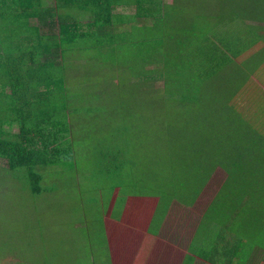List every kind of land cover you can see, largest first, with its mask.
<instances>
[{
    "label": "rangeland",
    "instance_id": "rangeland-1",
    "mask_svg": "<svg viewBox=\"0 0 264 264\" xmlns=\"http://www.w3.org/2000/svg\"><path fill=\"white\" fill-rule=\"evenodd\" d=\"M175 3L170 25L162 20L164 24L156 30L152 24L134 26L136 30L113 39L111 48H90L87 40L64 43L57 87H62L60 94L70 103L64 121L72 148H63L73 158L34 166L41 174L44 191L40 193L29 189L32 179L26 170L0 168V264H122L115 255L124 253L114 243V231L108 233L107 228L120 216L124 190L130 186L136 196L143 195L138 201L133 195L128 202L130 206L134 200L136 210L153 201L151 227H155L171 199L181 202V191L193 197V191L207 180L210 170H196L195 159L186 149L197 144L203 155L221 151L228 140L224 127L255 125V119L249 123V112L264 105V63L253 74L249 67L255 57L251 55L206 80L200 75L183 85L188 79L170 53V33L176 28V36L181 37V0ZM114 11L131 13L134 6H116ZM238 68L246 79L241 95L230 99L237 111L228 107L224 113L221 97ZM5 115L0 111V124ZM212 135L222 144L212 142ZM216 159L225 160V153H216ZM184 187L189 190H181ZM133 209L131 205V217L144 220L146 211L138 210L136 215ZM122 222H131L129 216ZM128 231L125 227L121 233L128 236ZM107 251L112 255L106 257ZM128 251L130 264H139L147 253L142 247Z\"/></svg>",
    "mask_w": 264,
    "mask_h": 264
},
{
    "label": "trees",
    "instance_id": "trees-1",
    "mask_svg": "<svg viewBox=\"0 0 264 264\" xmlns=\"http://www.w3.org/2000/svg\"><path fill=\"white\" fill-rule=\"evenodd\" d=\"M175 2L176 0L173 3L162 0H0V80H25L41 85L40 89L38 86L31 87L33 93L36 91L35 95L31 93L35 100H31L28 95L24 100L20 99L19 103L7 107V116L17 122L19 132L9 140L0 135V159L6 161L11 169L21 168L23 172L26 170V174L32 179L29 182L32 193L44 191L40 184L41 174L34 170V166L73 158L71 151L65 152L63 148L64 145L72 148L70 133L64 121L70 111V103L69 99L60 94L62 87H57L60 78L58 75L63 73L60 65L65 52L64 43L87 40L89 43L85 44L90 48H111L113 39L136 30L135 27L148 28L152 24L155 30L160 29L164 24L162 20L170 25V14L177 8ZM122 5H133L134 11H114L116 6ZM83 18H87L84 24L80 21ZM31 19L35 23H30ZM179 32L181 37L176 36V28L170 33L173 34L170 36V39L173 38L170 53L177 61L176 67L181 66L183 78L188 79L183 85L193 82L200 75L202 80H206L219 69L230 67L237 59L248 60L251 55L255 57V61L251 63L249 70L255 74L264 63V0H181ZM179 43L181 47L176 46ZM239 69L234 81L228 83V91H224L225 99L221 97L226 106L224 113L229 112V108L237 111L230 99L240 96V90L244 86L245 73ZM229 78H232L231 73ZM253 80L257 81L255 78ZM51 98L55 100L53 104L49 102ZM0 111L7 112L5 105ZM245 113L243 111L241 115L245 117ZM234 114L233 116L238 117L236 112ZM249 115V123H252L251 119H255V125L224 127L228 140L223 150L232 146L234 168H226L222 163L224 159H216L219 151H209L205 163L197 144L186 149L191 152V158L195 159L192 163L197 166L196 170L205 168L209 171L214 165L221 164L232 183L224 182L219 186L217 200H229L233 208L245 207L242 192L246 193L249 189L250 192L257 193V181L254 185H247L241 179L238 180V177L242 174V156L255 155L250 152L264 144V105L260 108L254 106ZM214 138L212 135V142L221 143L220 140L214 141ZM135 183L137 180L133 184ZM181 190L189 189L184 187ZM187 194L188 191H181V202L184 204L193 199L190 193ZM247 200L250 207H256V198Z\"/></svg>",
    "mask_w": 264,
    "mask_h": 264
},
{
    "label": "crops",
    "instance_id": "crops-1",
    "mask_svg": "<svg viewBox=\"0 0 264 264\" xmlns=\"http://www.w3.org/2000/svg\"><path fill=\"white\" fill-rule=\"evenodd\" d=\"M29 21L35 23V20ZM34 86L41 88V85L32 84L31 81L0 80V88H2L0 103H4L7 111L6 117H2L0 135L7 140L19 132L17 122L7 116V107L19 103L20 99L24 100L28 95L31 96V100H35L36 91L33 93L31 89ZM25 88L28 89L24 90ZM228 147L219 151L225 153V160L222 163L226 168L228 166L234 168L233 148L231 145ZM250 153L255 155L242 156L240 162L242 174L238 180L241 179V182L247 185H254L257 181V193L250 192L249 189L246 193L242 192L241 198L245 200V207L242 208H233L229 200H217L219 186L224 182L232 183L231 177L228 179L221 164L213 166L214 168L205 176L206 182L188 203L169 201L155 227H151L155 213L153 201H146L145 207L138 208L142 202L140 200L141 202L139 201L136 206L139 212L146 211L144 220L137 221L135 217H131L133 212L131 205L137 215L138 210L135 208L134 200L138 201L143 195L136 196L135 190H129L130 186H128L124 190L125 193L121 194L120 216H116L117 221L112 228L110 226L107 228L108 233L114 231L116 235L114 243L121 246L120 254L127 253L126 256L115 255L118 257L116 261L122 264L132 263L130 259L132 256L128 250L142 247L144 250L147 249V253L144 260L138 262L139 264H264V144H260L258 149L254 148ZM201 157L206 163L207 155L202 154ZM3 166L8 167L6 161L0 159V168ZM117 190L121 188L118 187ZM131 197L134 200L129 206ZM249 198L257 199L256 207H250L247 200ZM124 202L127 206L123 208L121 204ZM127 216L131 222L124 224L122 220L127 219ZM125 227L129 228L128 236L121 233ZM139 238L141 241L138 245ZM111 255L112 252L107 251L106 257ZM124 257L127 259L122 260Z\"/></svg>",
    "mask_w": 264,
    "mask_h": 264
}]
</instances>
